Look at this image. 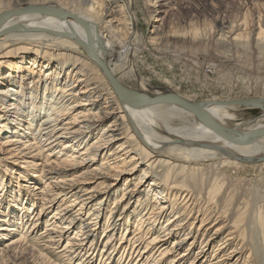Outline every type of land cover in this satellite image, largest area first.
<instances>
[{
    "label": "bare ground",
    "instance_id": "obj_1",
    "mask_svg": "<svg viewBox=\"0 0 264 264\" xmlns=\"http://www.w3.org/2000/svg\"><path fill=\"white\" fill-rule=\"evenodd\" d=\"M155 2L150 39L158 45L165 34L159 13L169 1ZM257 34L264 38V30ZM234 35L238 38L241 33ZM111 36L125 42L124 49ZM140 46L133 0H0V228L6 231L4 236L13 229L20 231L13 238L20 254L26 249L21 247H34L36 252L23 255L25 264H55L22 233L29 227L26 212L35 202L23 201L26 189L21 190L19 177L30 180L38 171L40 181H34L32 191L43 202L36 215L47 203L55 207V219L46 221L39 235L52 226L58 234L47 241L56 247L63 243L68 262L93 264L99 250L96 235L103 231L104 246L108 245L104 252H118V257H112L116 264H128L130 258L135 259L129 264H184L199 248L197 259L189 264H230L227 259L233 258L231 264H264L255 261L254 248L245 242L244 211L227 213L231 195L224 197L226 189H222L231 183L212 164L224 157L264 159V136L235 144L178 104L132 106L122 101L96 60L127 89L171 92L137 77L132 62ZM215 101L201 105L223 128L244 132L264 127V111L241 118L236 107H253ZM46 105L50 112L35 127V118H27L23 108L36 116ZM33 128L47 143L40 145L41 137L29 133ZM205 162L211 163L210 173ZM257 222L264 231L263 215ZM69 229L74 230L72 235L64 236ZM178 253L182 257L174 259ZM98 254V264L109 259L102 250ZM210 256L214 257L207 263Z\"/></svg>",
    "mask_w": 264,
    "mask_h": 264
},
{
    "label": "rangeland",
    "instance_id": "obj_2",
    "mask_svg": "<svg viewBox=\"0 0 264 264\" xmlns=\"http://www.w3.org/2000/svg\"><path fill=\"white\" fill-rule=\"evenodd\" d=\"M155 1L133 0L141 46L136 49L132 66L143 83L151 87H162L191 101L205 102L248 97L264 99V38H258L257 34L259 29L264 30V0H167L169 3L161 8L164 12L159 13V16L164 18L162 30L165 34L161 44L158 45L153 44L150 39L154 23L152 10L157 3ZM238 33H241L240 37L238 36L240 39L234 35ZM111 39L119 49H124L125 42L113 36ZM23 109H25L24 113L29 115L27 118H35V127L36 123H42L41 117L50 112L48 105L41 114L36 116L30 114L27 111L28 108ZM30 109L31 107L29 111ZM235 110L241 112V118H251L260 113L258 108L236 107ZM39 132L37 128L29 131L30 134L41 137L40 145L47 143L42 140L44 137ZM204 164L208 166L211 163ZM212 164L225 174L226 182L231 183L230 187L226 186L222 189L224 191L226 189L225 192L222 191L224 197L231 195V200L227 198L229 201L227 213L233 216L244 211L245 242L248 247H252V250L254 248L255 261L264 263V231L257 222L259 215H263L264 219V160L240 161L224 157L215 159ZM38 168L35 170H39ZM206 171L210 173L211 168L208 166ZM17 172L15 171V174ZM152 172L154 174V170ZM38 175L39 172L35 171L33 179L25 181L21 176L19 177L21 190L26 189L23 201H29L31 198L35 202L29 212H26L27 216L24 220L29 227H25L22 233L29 243L41 250L43 255L46 254L53 263L76 264L75 261L68 262L66 259L68 253H63L61 250L63 243H59L56 247L51 245L52 242L47 241L50 236L58 234L50 229L52 226H48L45 233L39 235L45 230L46 221L51 223L55 219L52 217L55 207L47 203L49 206L43 207L40 214L36 215L43 202L36 199L32 191L34 181H40ZM38 187L42 189V183L39 182ZM109 205L111 206V203ZM33 223L34 226H32ZM73 229L67 230L64 236L72 235ZM5 232L0 228V264L5 262L6 264H25L23 255L36 252L34 247L23 246L21 248L26 249L24 254H20L19 247L14 249L13 243V238L20 235V231L13 229L8 236H4ZM96 238L99 242V250L93 257L92 263H99L98 253L102 250L103 254L108 253L107 256H109L104 264H116V258L112 261L115 251L110 255V250L104 252L108 245L104 246L103 231H98ZM119 240L120 238L117 237L115 243ZM195 241L200 242L199 238H195ZM196 242H194L195 246H200ZM197 250L200 248L193 251L194 256H187L184 264L197 259L198 256H195ZM117 255L118 252L115 257ZM128 256V254L123 256L122 262L126 261ZM180 257H182L181 253H178L174 259ZM212 257L214 256L207 258V263ZM134 259L130 258L129 263H132ZM233 260L234 258L227 259V263L231 264Z\"/></svg>",
    "mask_w": 264,
    "mask_h": 264
},
{
    "label": "water",
    "instance_id": "obj_3",
    "mask_svg": "<svg viewBox=\"0 0 264 264\" xmlns=\"http://www.w3.org/2000/svg\"><path fill=\"white\" fill-rule=\"evenodd\" d=\"M43 10H47L42 8ZM54 15H62L61 11L50 9L47 10ZM80 22L85 25L83 21ZM89 52V50H87ZM91 54V53H90ZM93 55V54H91ZM107 77L112 88L116 92L117 96L124 102L132 106L151 105L156 103H170L178 104L184 109L192 112L203 124L209 127L217 135L221 136L228 142L235 144H246L252 142L254 139L260 136H264V127L253 128L244 132H233L226 128H223L218 124L205 110L203 109L200 101L187 100L174 92H163L158 94H151L149 92L130 90L124 87L111 73L109 68L101 61L96 60ZM216 103L225 105H239L245 107L258 108L260 111H264V99L258 97L248 98H233L215 101ZM264 159H257L256 161H262Z\"/></svg>",
    "mask_w": 264,
    "mask_h": 264
}]
</instances>
